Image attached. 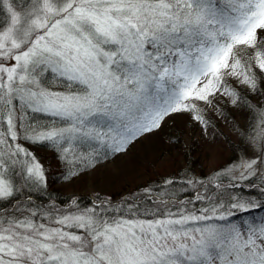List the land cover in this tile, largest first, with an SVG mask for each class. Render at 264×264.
Returning a JSON list of instances; mask_svg holds the SVG:
<instances>
[{
    "label": "snow or ice",
    "instance_id": "obj_1",
    "mask_svg": "<svg viewBox=\"0 0 264 264\" xmlns=\"http://www.w3.org/2000/svg\"><path fill=\"white\" fill-rule=\"evenodd\" d=\"M253 96L264 99V0H0V264H264ZM218 98L252 117L236 129L255 155L182 182L190 194L165 179L92 207L33 205L48 188L34 146L74 179L174 115L211 127L201 105L220 110Z\"/></svg>",
    "mask_w": 264,
    "mask_h": 264
},
{
    "label": "rangeland",
    "instance_id": "obj_2",
    "mask_svg": "<svg viewBox=\"0 0 264 264\" xmlns=\"http://www.w3.org/2000/svg\"><path fill=\"white\" fill-rule=\"evenodd\" d=\"M231 83L240 90L235 81ZM218 106L220 110L201 105L206 114L215 121V124L207 129L190 114L174 115L159 132L137 141L127 154L101 159L94 168L86 169L74 179L62 178L56 186L62 187L74 197L84 195L90 198L93 204L99 203L98 198H126L135 192V188L143 183L147 176L155 172L163 174L173 164L178 166L183 163L176 149L178 145L181 146V136L186 143L195 140L198 144L196 158L206 175L222 172L225 166H231L227 164L232 157L229 143L242 144L244 141L236 129V124L246 126L248 121L241 115L239 108L234 107L228 99L218 98ZM225 116L228 118L225 119ZM246 148L236 164L245 156L255 155L249 143ZM38 151L40 150L35 148V152ZM50 165L53 170L59 169L53 161ZM113 194L116 196H112ZM71 207L72 203L57 208L70 210Z\"/></svg>",
    "mask_w": 264,
    "mask_h": 264
},
{
    "label": "trees",
    "instance_id": "obj_3",
    "mask_svg": "<svg viewBox=\"0 0 264 264\" xmlns=\"http://www.w3.org/2000/svg\"><path fill=\"white\" fill-rule=\"evenodd\" d=\"M250 103H252L254 106H260L264 105V99L260 97H255L250 100ZM239 111L241 112V115H243L248 123L252 120V117L249 116L248 112L244 109L239 108ZM183 136L179 139L181 142V146H177V152L182 157V164L176 166L173 164L170 168H168L163 174L159 172H155L151 176H147L143 183L139 184L138 187L135 188L136 193L138 190H142L144 186L152 187L159 191L162 188H171L172 186H165L163 184V181L165 179H173L175 181H178L180 183L176 184V191L181 195H188L192 191L191 187L189 186L184 192H180L181 183L186 182L187 180L195 179V180H202L206 184L209 180H214L216 177V173H213L211 175H206V172L203 171L200 167V163L196 158V155L198 154V144L195 140H191L188 143H186L183 140ZM246 144H248L247 141H243L242 144H234L233 142H230L229 145L232 149V157L227 162V164H236L239 160V157L245 152ZM177 145V144H176ZM35 148L39 149L40 151L35 152ZM35 155L37 156L38 160L45 166L46 169V175L48 177V188L46 191H33L32 197H33V205L38 208L42 209H48L52 206L62 207L66 206L72 203L73 200H76L77 203L81 206V208L85 207H92L94 204L92 200L84 195L79 196H71L69 195L62 187H57L56 184L58 182L62 181V178H65V175L68 171V167L61 161H59L56 158V154L54 151L46 146V145H37L33 148ZM54 162L57 167L56 170H53L54 168L50 165L51 162ZM86 171L82 167L81 174H83ZM228 181L225 180V183ZM132 193V194H134ZM112 196H116L113 194ZM167 199V197H165ZM113 201H119L121 199L114 198ZM22 203H26L23 199L21 200ZM257 219L260 216H264V212H255L253 213Z\"/></svg>",
    "mask_w": 264,
    "mask_h": 264
}]
</instances>
